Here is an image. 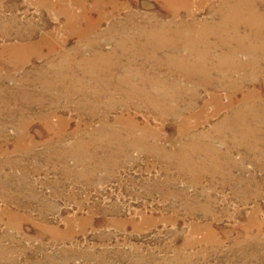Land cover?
<instances>
[{"label":"rangeland","instance_id":"rangeland-1","mask_svg":"<svg viewBox=\"0 0 264 264\" xmlns=\"http://www.w3.org/2000/svg\"><path fill=\"white\" fill-rule=\"evenodd\" d=\"M99 1L0 0V264H264V0Z\"/></svg>","mask_w":264,"mask_h":264},{"label":"bare ground","instance_id":"bare-ground-1","mask_svg":"<svg viewBox=\"0 0 264 264\" xmlns=\"http://www.w3.org/2000/svg\"><path fill=\"white\" fill-rule=\"evenodd\" d=\"M166 1H167V4L169 6H172L175 3V0H166ZM255 1L256 0H221V2L219 3V6H216L213 8L211 7L212 8V11H211L212 15L211 16H213V18L217 19L216 22L220 23L222 26H225V24H222V23H225L226 21H228L231 18L237 19L241 13L246 12L247 14H249L250 16H252L254 18L252 21V23H253L254 21H256V19H258L259 13H262L258 10V5L254 4ZM261 1L263 2V0H261ZM99 2H100L99 0H96V4L94 3L95 4L94 6H96V8H98V6L100 4ZM262 4H263L262 8L264 9V2ZM209 10H211V9H209ZM174 16L172 17V19L170 20L169 23H164V22L161 23L160 22L158 25L157 24L158 22H156L155 23L156 25L154 24V27L157 31L155 29L152 30V31L155 30L153 33H151L152 34V41H151L152 43H155L156 45L161 46V47L165 46L166 48L167 47L168 48H171V47L177 48V45L179 43H181L182 45L186 44L187 38L180 36L182 28H186V29H190L193 27L195 28L196 25L194 24V22H192V23L181 22V23L177 24V26H176V27H180V29L171 30L169 25L172 24ZM246 22H248V21H246ZM179 25H181V26H179ZM245 25L252 27V25H248L246 23H245ZM198 26H199V28H202V29H205V28L206 29H212V26L208 25L207 23L199 24ZM252 28H254V29H251L252 32L248 33V38L252 36L258 41V43L261 42L260 44H263L264 43V25L257 23V24H254ZM186 34H188V33L186 32ZM213 35H215L216 38H218V39L221 38L219 32H216V33L214 32ZM222 39H224V38H222ZM239 40L240 39H238L237 41H239ZM124 41H125V39H122V43ZM147 42H149V41H147ZM225 43H227V42H225ZM225 43L221 42V44H225ZM259 46H261V45H259ZM244 51L245 50H243L242 52H244ZM250 53H251L250 50L246 49L245 54H248V56H249ZM184 60L186 61V58L181 57L180 62L184 61ZM177 61H179V59Z\"/></svg>","mask_w":264,"mask_h":264}]
</instances>
